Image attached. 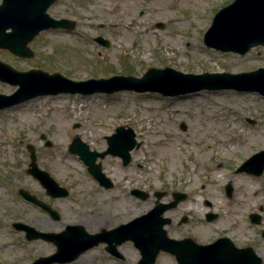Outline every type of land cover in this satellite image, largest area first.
I'll return each instance as SVG.
<instances>
[{
	"label": "rangeland",
	"instance_id": "rangeland-1",
	"mask_svg": "<svg viewBox=\"0 0 264 264\" xmlns=\"http://www.w3.org/2000/svg\"><path fill=\"white\" fill-rule=\"evenodd\" d=\"M231 1L56 0L48 15L56 20H73L75 28L69 32L61 28L42 31L27 45L32 51L31 57H17L0 49V60L17 70L57 71L72 80L107 79L114 75L140 77L150 67H169L193 74H235L264 67V46H256L239 56L203 45L202 36L212 16ZM135 18L140 19L142 26H133ZM144 27L153 29L158 37L141 44L138 40L124 44L117 38L118 34L128 32L141 34ZM65 36L70 41L59 39ZM96 37L107 41L108 46L95 42ZM16 89L17 86L0 81V94L10 95ZM51 99H58L57 103H51ZM195 99L201 100V104L194 105ZM19 105H31V108L9 116L8 111ZM210 108L215 112L214 118L207 119L205 115L211 114ZM105 109L108 111L102 113ZM4 119L13 124L7 130L0 129V139L4 140L0 141V165L3 148L10 152L7 157L10 167L0 170V191L9 193L0 196V244H4L0 260L5 264H28L55 250L44 240L27 241L23 231L11 227L13 222H22L41 232L59 233L66 225H81L89 234L100 233L153 208L154 192L164 193L160 200L163 203L171 201L173 192L187 194L186 200L164 214L171 219V224L166 226L169 238L186 237L197 243H209L228 232L230 224L236 222L238 230L248 238L241 242L253 243L259 227L248 222L250 212L259 213L264 226V171L257 177L229 173V169L235 172L248 158L264 150V98L257 93L201 90L173 97L132 91L84 96L61 93L39 96L0 110V123ZM93 123L102 126L100 132L89 128ZM182 124L185 130L180 129ZM117 126L131 128L138 145L130 151V161L125 166L119 157L110 154L96 159L104 176L112 182L111 188L99 186L84 165L78 172L88 178L87 183L63 179L46 164L48 153L57 152L55 156L62 160L78 158L68 153L75 137L90 150L104 151L107 147L104 136L111 135ZM174 133L192 139L186 145L191 155L188 157L181 150L174 162L163 155L149 159L151 151ZM41 134L45 139H41ZM217 136L221 142L213 141ZM153 137L160 139V145L151 142ZM46 140L50 146H46ZM29 145L34 149L37 166L68 190L66 198L50 199L41 185L26 173L30 163ZM239 147L249 150L238 153L235 150ZM178 148L183 149L182 145ZM200 150L208 154L203 161L206 168H198L193 159ZM140 151L144 156L139 155ZM136 154L139 160H135ZM111 160L115 163H110ZM220 174L228 177L227 180L210 181ZM243 177L249 178V182H244ZM26 178L33 180L32 183L25 181ZM228 180L233 187L230 200L224 192ZM134 188L144 191L148 197L144 200L134 197L130 194ZM20 189L49 203L60 219L53 220L24 201L19 195ZM206 200L210 206L205 205ZM260 205L261 213L258 212ZM208 212L217 218L207 222ZM88 219L100 223L95 227ZM104 247L101 244L89 248L68 264H137L140 259L130 241L117 246L122 259H114ZM155 264L176 262L174 256L160 252Z\"/></svg>",
	"mask_w": 264,
	"mask_h": 264
},
{
	"label": "water",
	"instance_id": "water-1",
	"mask_svg": "<svg viewBox=\"0 0 264 264\" xmlns=\"http://www.w3.org/2000/svg\"><path fill=\"white\" fill-rule=\"evenodd\" d=\"M56 0H1L0 3V49H6L19 57H31L27 44L43 30L50 28H65L71 30L75 23L67 19L51 18L47 9ZM99 43L106 44L101 38ZM203 43L206 47L220 52H233L244 55L252 47L264 46V0H233L221 8L213 17L210 27L204 34ZM0 81L17 85L18 89L11 95L0 94V109L21 103L36 96L57 93L113 92L132 90L138 93L157 92L165 96H177L199 90H226L238 92H256L264 97V68L237 74L202 73L185 74L171 68H150L140 78L133 76H113L108 79H90L87 81H72L61 73L49 74L39 69L18 71L0 61ZM184 130L185 126L182 125ZM134 134L131 129L118 127L115 133L108 137V148L102 153L89 152L87 146L75 139L69 146L71 153L78 154L88 165V170L100 185L111 187V182L100 171V165L95 164L97 157L106 154L119 156L124 165L129 162V151L134 146ZM29 173L37 178L46 192L52 198H63L67 191L59 187L48 174L37 169L35 156L31 146ZM264 168V151L253 155L245 161L240 171L260 175ZM231 187H226V194L231 197ZM132 194L144 199L146 194L133 190ZM20 195L47 211L53 219H59L57 213L41 203L25 191ZM159 200L163 193H155ZM183 193H173V201L168 204L157 203L145 215L137 217L127 224L120 225L110 231L88 234L83 227L66 226L60 233H43L36 231L23 223H13L17 231H24L28 241L42 239L53 242L56 252L47 257L35 259L31 264L67 263L78 257L98 243L108 244L107 250L118 256L115 246L125 241H132L139 250L141 259L138 264H154L159 251H165L175 256L177 264H259L260 259L251 249H236L226 238L218 239L210 245H197L192 240H174L167 237L164 225L170 223L162 214L174 208L184 200ZM208 221L215 215L208 214ZM184 220V219H183ZM252 221L258 222V216L252 215ZM113 243H115L113 245Z\"/></svg>",
	"mask_w": 264,
	"mask_h": 264
},
{
	"label": "bare ground",
	"instance_id": "bare-ground-1",
	"mask_svg": "<svg viewBox=\"0 0 264 264\" xmlns=\"http://www.w3.org/2000/svg\"><path fill=\"white\" fill-rule=\"evenodd\" d=\"M159 2H161V0H159ZM139 20L140 19H136V18L133 20V22H134L133 26L135 28H137L139 25L142 26V22H140ZM177 22H179V21L175 20V23H177ZM90 26H92V25H90ZM143 29H144V32L141 34H137L135 32H128L126 34H118L117 38L119 39L120 42H124V44H128L130 42L135 43L136 40H138L139 44H141V43H145L148 40H150L151 37H158V34L153 29L148 28V27H144ZM67 34H69V33H67ZM59 39L61 41H67V40L70 41L69 37H67V36L61 37ZM77 42H79V41H77ZM57 100L58 99H51V103H53V104L57 103ZM200 104H201V100H199V99L194 100V105L198 106ZM63 106L66 107V104H63ZM30 108H31V105H19V106H16L15 108L9 110L8 113L10 116L12 113H15V112L16 113H20L22 111L28 112L30 110ZM107 111H108L107 109L102 110V113H106ZM209 111L211 114H206L205 118H207V119L214 118V115H213V113H215L214 110L212 108H210ZM24 117H26V116H24ZM25 119H29V118H25ZM29 121L32 122L31 119H29ZM12 125L13 124L10 122L9 119H4L0 123V129L7 130ZM205 127L208 128L207 125ZM57 128H58V130L60 129L58 126H57ZM89 128L91 130H93L94 132H100L102 126H100V124L93 123V124H91V126ZM0 141H1V143L4 142V140H2V139H0ZM191 141H192V139H189V138L183 137L177 133H174V134H171L170 137L167 138L166 140H164V143H162L160 145V139L153 137L151 139V142L153 144H158L160 146H158L157 148H154L151 151V155H150L149 159H154L160 155H163L168 160L174 162L175 160L178 159V155H179V152L181 150H184L187 153V156L189 157L191 155V151H188L186 149V145L190 144ZM213 141L221 142L219 140L218 136L215 137L213 139ZM255 141H256V139H255ZM179 145H182L183 149H179L178 148ZM222 149L225 150V148H222ZM248 150H249V148H245V147L240 148L239 147L235 151L238 153L244 154V152L246 153ZM48 154H49V158H48V161H46L47 162L46 164H48L49 168L56 171L63 179L68 178L70 180L78 181L81 183H87L88 182V178L82 176L80 174V172H78V169H81V167L83 166L82 162L79 158H70L67 160H62V159H59L55 156V155H57V152H54V155L50 154V153H48ZM2 155L4 157H3V161L1 162V165H0V170H4L5 166L10 167L8 160H7V157L10 155V152L7 149L3 148ZM139 155L144 156L141 151L139 152ZM139 155L136 154L135 160H139ZM206 157H208V154H207V152H205V150H200L199 153H197V155L193 157V159L198 163V168H206V166L203 164V161ZM136 162H138L136 164H138L139 166L141 165L139 161H136ZM110 163L113 164V163H115V161L111 160ZM227 178L228 177L222 176L220 174V176H213L210 181L215 182V181L222 180V179L227 180ZM25 181L32 183L33 180L31 181L29 178H26ZM243 181L249 182V178L243 177ZM34 183H36V182H34ZM7 194H9V193L0 191V196H7ZM88 223L94 224L96 227L99 225L100 221L99 220L95 221L94 219H88ZM91 224H89L90 226L88 228H91V226H92Z\"/></svg>",
	"mask_w": 264,
	"mask_h": 264
},
{
	"label": "flooded vegetation",
	"instance_id": "flooded-vegetation-1",
	"mask_svg": "<svg viewBox=\"0 0 264 264\" xmlns=\"http://www.w3.org/2000/svg\"><path fill=\"white\" fill-rule=\"evenodd\" d=\"M248 221H249V218H248ZM262 223H263V220H262V217L260 216V223L258 225L253 224L256 227H259V230H255L257 232V238H256V242H253V243H242L241 242L242 240H245V239L248 240V238L246 237V233L242 232L241 230H238L236 222H233L230 224L228 228V232L225 234L233 241L236 247L252 248L255 254L260 258L259 264H264V236L262 234V232L264 231V226H261ZM250 224L252 223L250 222ZM203 244H206V243H203ZM3 248H4V244H0V250H2ZM0 264H5V263H3L0 260Z\"/></svg>",
	"mask_w": 264,
	"mask_h": 264
}]
</instances>
